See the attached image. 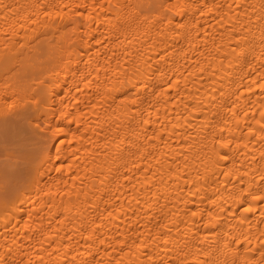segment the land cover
Here are the masks:
<instances>
[{
  "label": "bare ground",
  "instance_id": "bare-ground-1",
  "mask_svg": "<svg viewBox=\"0 0 264 264\" xmlns=\"http://www.w3.org/2000/svg\"><path fill=\"white\" fill-rule=\"evenodd\" d=\"M0 264H264V0H0Z\"/></svg>",
  "mask_w": 264,
  "mask_h": 264
}]
</instances>
